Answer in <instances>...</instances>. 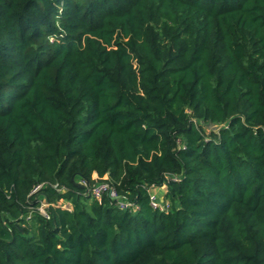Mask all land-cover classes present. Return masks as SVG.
<instances>
[{
    "label": "trees",
    "instance_id": "obj_1",
    "mask_svg": "<svg viewBox=\"0 0 264 264\" xmlns=\"http://www.w3.org/2000/svg\"><path fill=\"white\" fill-rule=\"evenodd\" d=\"M0 264H264V0H0Z\"/></svg>",
    "mask_w": 264,
    "mask_h": 264
},
{
    "label": "built area",
    "instance_id": "obj_2",
    "mask_svg": "<svg viewBox=\"0 0 264 264\" xmlns=\"http://www.w3.org/2000/svg\"><path fill=\"white\" fill-rule=\"evenodd\" d=\"M80 183L85 184L84 181H81ZM164 186H166V185H164ZM156 188L157 187L153 186L149 189L150 203H151L152 207L155 209H160L162 211H168L172 206L171 202L167 198H165L166 200H164V201L159 200L157 195L153 193V191H155ZM89 191H90L93 198H98V199L101 198V196L104 192L108 191L112 198L117 199L118 204L122 209H128L129 207L133 206L132 202H130L126 198L120 197L118 195L117 190L111 184H109L107 182L100 183V184L90 188ZM48 205L49 204L43 202L42 205L40 206L41 213L44 214L45 216H48V212H47V208H46V207H48ZM64 206L68 207L66 205H64ZM43 207L46 209L44 212H42V209H41Z\"/></svg>",
    "mask_w": 264,
    "mask_h": 264
},
{
    "label": "rangeland",
    "instance_id": "obj_3",
    "mask_svg": "<svg viewBox=\"0 0 264 264\" xmlns=\"http://www.w3.org/2000/svg\"><path fill=\"white\" fill-rule=\"evenodd\" d=\"M211 128H212V127H210L209 129H211ZM152 191H153V190H152ZM166 191H167L166 186H161V187H157V188L155 189V191H153V193L157 195V197L159 198V200L164 201V200H166V199H165V198H166V196H165ZM60 203H62V202H60ZM65 205L68 206V207L71 206L69 203H65ZM44 207H45V206H44ZM44 207L41 208V209H42V212H44V211L46 210ZM46 208H47V207H46ZM40 211H41V210H40Z\"/></svg>",
    "mask_w": 264,
    "mask_h": 264
},
{
    "label": "water",
    "instance_id": "obj_4",
    "mask_svg": "<svg viewBox=\"0 0 264 264\" xmlns=\"http://www.w3.org/2000/svg\"><path fill=\"white\" fill-rule=\"evenodd\" d=\"M77 184H79L80 186H82L80 182H79V183H77Z\"/></svg>",
    "mask_w": 264,
    "mask_h": 264
},
{
    "label": "crops",
    "instance_id": "obj_5",
    "mask_svg": "<svg viewBox=\"0 0 264 264\" xmlns=\"http://www.w3.org/2000/svg\"><path fill=\"white\" fill-rule=\"evenodd\" d=\"M167 188V187H166Z\"/></svg>",
    "mask_w": 264,
    "mask_h": 264
}]
</instances>
